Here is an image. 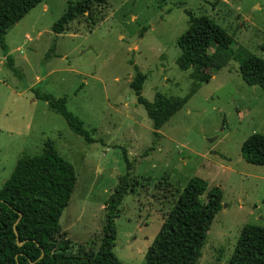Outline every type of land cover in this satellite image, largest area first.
<instances>
[{
    "label": "rangeland",
    "instance_id": "obj_1",
    "mask_svg": "<svg viewBox=\"0 0 264 264\" xmlns=\"http://www.w3.org/2000/svg\"><path fill=\"white\" fill-rule=\"evenodd\" d=\"M67 1L77 0H43L6 31L14 70L0 52V187L17 158L49 140L75 173L59 231L71 252L94 253L105 201L126 176L111 250L122 264H141L180 190L198 177L220 188L221 202L197 264H227L243 224L264 228V165L239 151L249 134H264V93L238 73L241 57L264 60V0H105L95 24L79 16L54 39L51 25ZM189 14L207 15L231 36L230 59L206 81L175 62ZM133 64L147 101L156 92L185 98L156 133L129 87ZM34 92L64 97L86 136Z\"/></svg>",
    "mask_w": 264,
    "mask_h": 264
},
{
    "label": "trees",
    "instance_id": "obj_2",
    "mask_svg": "<svg viewBox=\"0 0 264 264\" xmlns=\"http://www.w3.org/2000/svg\"><path fill=\"white\" fill-rule=\"evenodd\" d=\"M41 1L0 0V52L11 70L14 67L4 39L6 31ZM104 3L105 0L67 1L64 12L51 25L53 38L79 16L95 24L96 6ZM175 42L179 51L175 60L177 67L191 68L193 77L199 81L208 80L207 71L223 65L232 55L231 36L205 14H189L187 26ZM260 47L264 50V45ZM132 67L134 75L129 87L156 133L182 106L185 98L156 92L153 99L147 101L140 94L144 74L135 64ZM238 73L244 83L258 86L264 93L263 59L254 54L241 57ZM34 96L58 113L73 133L86 136L80 119L66 109L64 97L55 98L43 92H34ZM239 151L246 162L264 165V134H249L241 142ZM126 180V176L120 177L105 201V223L96 252H71L70 241L61 235L58 224L75 181L71 164L58 154L49 140L43 142L37 154L20 156L0 187V264H122L111 249L115 238L113 218L127 192ZM220 202L218 186L206 189L204 180L188 179L146 248L141 264H197ZM227 264H264L262 226L251 223L241 226Z\"/></svg>",
    "mask_w": 264,
    "mask_h": 264
},
{
    "label": "crops",
    "instance_id": "obj_3",
    "mask_svg": "<svg viewBox=\"0 0 264 264\" xmlns=\"http://www.w3.org/2000/svg\"><path fill=\"white\" fill-rule=\"evenodd\" d=\"M41 11H45V5L44 4L41 6ZM11 51H12V49H11Z\"/></svg>",
    "mask_w": 264,
    "mask_h": 264
},
{
    "label": "water",
    "instance_id": "obj_4",
    "mask_svg": "<svg viewBox=\"0 0 264 264\" xmlns=\"http://www.w3.org/2000/svg\"><path fill=\"white\" fill-rule=\"evenodd\" d=\"M97 171H100L99 169H96ZM108 172L110 171V170H107ZM18 216H20V214H18ZM18 244H20V243H18Z\"/></svg>",
    "mask_w": 264,
    "mask_h": 264
}]
</instances>
